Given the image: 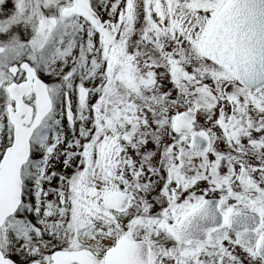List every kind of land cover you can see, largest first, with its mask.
I'll return each mask as SVG.
<instances>
[{"label": "snow or ice", "instance_id": "snow-or-ice-1", "mask_svg": "<svg viewBox=\"0 0 264 264\" xmlns=\"http://www.w3.org/2000/svg\"><path fill=\"white\" fill-rule=\"evenodd\" d=\"M0 264H264V0H0Z\"/></svg>", "mask_w": 264, "mask_h": 264}]
</instances>
